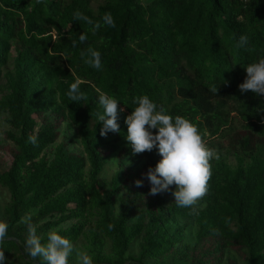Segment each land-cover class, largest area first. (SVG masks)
<instances>
[{"label": "trees", "instance_id": "obj_1", "mask_svg": "<svg viewBox=\"0 0 264 264\" xmlns=\"http://www.w3.org/2000/svg\"><path fill=\"white\" fill-rule=\"evenodd\" d=\"M77 11L93 23L76 20ZM107 13L115 27L95 29ZM15 43L22 49L0 100L13 127L5 132L12 161L0 173L10 192V202L0 204V221L8 225L0 250L8 262L40 264L24 249L29 224L45 242L52 230L74 242L96 209V226L112 251L104 252L93 233V264H224L232 250L244 264H264V95L239 90L245 66L264 57V0H0V81ZM88 48L101 53L102 69L84 62ZM73 83L83 100L69 99ZM100 93L123 100L126 109L120 131L107 136L100 134ZM144 94L192 120L219 156L210 161L208 190L195 212L178 207L171 190L150 194L146 173L162 158L155 148L134 154L124 146L112 184L106 191L99 186L126 140L131 102ZM66 122L82 151L68 135L58 143ZM142 159L144 167L133 173ZM140 237L134 256L129 251Z\"/></svg>", "mask_w": 264, "mask_h": 264}, {"label": "clouds", "instance_id": "obj_2", "mask_svg": "<svg viewBox=\"0 0 264 264\" xmlns=\"http://www.w3.org/2000/svg\"><path fill=\"white\" fill-rule=\"evenodd\" d=\"M74 17L76 20L93 23L79 11L74 13ZM102 25L115 27V20L110 13L105 14L101 22L95 23L94 28L99 29ZM79 39L83 42L86 37L81 35ZM239 43L241 46L247 45L248 37L241 35ZM82 57L87 65L97 70L102 69L99 51L88 48L86 55L82 53ZM245 67L247 75L239 84L241 93L250 90L258 96L264 95V57L248 63ZM68 96L71 101L84 99L78 94L77 83L71 85ZM121 101L123 100L115 96L100 93L99 103L103 113L98 115V121L102 122V136L120 131L119 117L126 111L125 107L120 106ZM131 103L135 107H132L133 110L125 117L124 122L127 125L126 140L130 143L132 152L139 154L155 148L162 157L155 166H150L146 173L151 185L150 194L157 195L174 187L172 195L176 205L192 207L195 212L198 202L208 190V181L212 174L210 161L219 159V156L207 145L198 127L189 118L173 115L165 108L158 107L147 94L134 97ZM37 139L36 135L28 137V141L33 145L37 143ZM135 183L137 187H141L143 180L137 179ZM27 219L31 220V217ZM7 232L8 225L0 221V241L7 238ZM24 249L31 258L39 257L40 264H70L73 254L76 257L75 264H93L88 252L78 250L59 230L49 231L45 242L32 224L28 227ZM0 264H9L4 250H0Z\"/></svg>", "mask_w": 264, "mask_h": 264}, {"label": "rangeland", "instance_id": "obj_3", "mask_svg": "<svg viewBox=\"0 0 264 264\" xmlns=\"http://www.w3.org/2000/svg\"><path fill=\"white\" fill-rule=\"evenodd\" d=\"M22 49V46L20 43H15L12 48L11 57L9 59L8 64L4 67L2 80L0 81V100L9 92V83L7 76L5 75L6 72H12L15 69V58L19 55L20 50ZM13 130V127L11 126L10 122L8 121V114L0 109V173L6 171L10 163L12 161L11 156V148L13 146V143L10 139L6 137L5 132ZM68 135L69 138L73 140L71 147L74 148L76 151H82V147L80 144V137L78 135L77 130L71 129L69 124L66 122L62 126V134L61 138L58 143L62 142V136ZM224 144L226 145L227 142L225 141ZM131 147L130 143L125 140L118 143V149L115 151V153L111 156L109 162L106 164L102 174L99 178V186L102 191H106L110 185L112 184V180L116 173L119 170V164H118V154L122 151V148ZM230 160L234 162L235 158L233 155L230 156ZM131 162V158L127 159L126 164H129ZM145 159H142L138 163H136L132 170L133 173L137 174L139 171L142 170L144 167ZM142 174V173H141ZM171 189V195L172 191ZM173 196V195H172ZM10 202V192L7 187L3 186L0 183V204L4 207ZM117 206L119 208L120 201L118 200ZM99 219L98 213L96 209H93L90 211V213L83 219V222L85 223V228L82 233V235L79 237L78 240L74 241L76 248L80 251H87L88 254L91 256L90 248H91V240L93 237V233H97L98 237L104 241L103 249L104 252L110 253L112 251V242L110 239L105 236L103 233L100 232V230L96 226V222ZM73 221H69L65 223L66 226H69L72 224ZM194 230H196V226H193ZM193 230V231H194ZM142 238L140 237L137 239L129 253L136 256L138 255L140 251V243ZM92 257V256H91ZM75 254L70 257V264H75ZM230 259L236 261L238 264H244L245 259L242 253L239 251H228L224 264H229ZM15 261V257H11L9 264H13Z\"/></svg>", "mask_w": 264, "mask_h": 264}]
</instances>
